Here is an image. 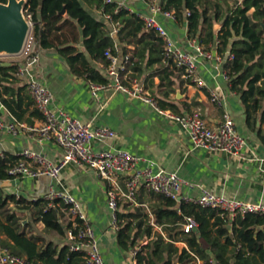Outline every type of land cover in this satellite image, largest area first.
Wrapping results in <instances>:
<instances>
[{"label": "crops", "instance_id": "1", "mask_svg": "<svg viewBox=\"0 0 264 264\" xmlns=\"http://www.w3.org/2000/svg\"><path fill=\"white\" fill-rule=\"evenodd\" d=\"M114 1L126 3L135 13L148 11L144 0ZM85 6L97 17L101 19L104 17L101 8L86 4ZM159 18L172 37L186 50H191L188 44L186 22L179 23L163 15H159ZM106 23L108 24L107 32L116 39L117 51L124 54L123 45L117 41L118 32H114V23L111 21ZM220 27L221 24H215L216 30ZM77 47L83 49L82 44ZM127 49V53L132 56L136 46L128 45ZM40 51V58L34 64L25 63L23 60L18 62L20 58L0 61V65L3 62H9V64L15 62L18 65L21 63L26 69L23 77L17 76L15 72L16 77L10 79L9 86L16 91L27 83L30 76H34L52 91L55 106L63 108L84 123H91L93 126H108L116 132L113 138L104 141L93 140L91 144L93 150L125 149L135 155L154 160L155 171H176L185 181L179 191L177 198L179 202H190L191 199L197 198L203 189H207L229 198L264 204V161L258 160L260 157L264 158V141L261 138V135L264 136V122H261L259 116L255 128L247 125L245 107L240 94L232 89L231 82H228L225 77L226 61L220 63L218 67L215 60L203 58L199 62L198 74L207 84L204 89L189 84L172 66L169 70H173L174 74L172 77L174 84L171 86L173 91L167 85L161 86V75H164L162 70L169 64L163 59L148 65L147 54L144 60H141L139 56H134V61L140 62L138 70L134 71V76L158 99V102L165 105L162 108L166 110L169 109L176 113L199 111L213 124L219 123L223 113L227 111L234 118L238 131L247 138V145L241 150L240 156L228 155L204 147H194L188 134L166 113H160L142 100L130 97L113 87L99 89L94 95L90 81L84 75L74 73L66 58L55 48H40ZM90 61L93 67L106 75L102 67L104 63ZM2 77L3 72L0 71V84ZM106 77L109 81V76L106 75ZM163 82L167 84V80ZM211 89L218 93L221 105L210 100ZM178 90H180L179 94ZM166 92H168L167 96ZM20 96L23 97L24 109V118L21 122L32 126L40 125L42 117L30 98L29 92L23 90ZM163 99L167 100L168 104L163 103ZM0 116L7 121L16 118L6 106ZM25 149L41 152L53 162H58L63 153L55 140H39L25 131L17 135L5 133L0 136V153L6 152L20 157ZM60 182V184L54 183L49 176L45 175L12 177L0 180V191L4 194H15L33 200L46 197L53 186L56 189L63 186L80 201L88 221L94 228L100 252L106 263L137 264V259L131 252L132 248L125 249L119 245V229H115L111 224L107 196L111 187L110 182L101 178L94 170L75 163L65 166L61 172ZM117 185L121 189L125 188L123 176L118 179ZM159 203L154 193L144 190L140 192L136 203L126 200L121 202V226L125 220L132 219L129 214L146 213L149 216L148 221L153 226V235L146 236L141 244L149 246L150 253L156 233L165 234L162 227L156 224L152 213ZM11 206L14 205L11 204ZM17 214L23 218L24 223L32 219L28 211L17 210ZM68 216L67 213L66 220ZM140 219L141 217H137L132 220L135 223ZM29 230V235L40 236L41 240L43 238L46 241L55 240L59 243L67 240L55 231L46 230L42 222L33 223ZM41 240L38 243H41ZM224 240L225 238H221L222 242ZM176 244L181 245L179 259L184 248L190 252L186 242L180 241ZM159 263L162 264V262L156 264ZM195 264H202V261L198 259Z\"/></svg>", "mask_w": 264, "mask_h": 264}, {"label": "trees", "instance_id": "2", "mask_svg": "<svg viewBox=\"0 0 264 264\" xmlns=\"http://www.w3.org/2000/svg\"><path fill=\"white\" fill-rule=\"evenodd\" d=\"M85 4L112 15L111 22L119 25L117 41L123 45V52H128V45L136 46L133 60L135 55L144 60L145 54L148 55V65L164 59L161 38L153 30L144 28L137 13L126 8L115 13L116 2L26 0L24 10L33 22V34L38 45L55 48L66 58L74 73L84 75L90 82L107 83L106 75L93 67L90 60L108 64L106 50L111 48L114 53L118 52L116 39L107 32L106 22L109 21L105 17H97ZM162 4L165 10L175 12L177 22H186L189 39H197L206 48L219 42L220 52L229 50L235 55L224 66L231 75L232 89L240 94L247 125L255 128L259 116L264 122V0H233L232 5L228 0H162ZM218 23L221 27L216 30L215 24ZM79 44L83 45L82 50L77 47ZM139 64L134 61L132 70H138ZM17 65L15 62L0 65L3 72L0 100L21 121L24 109L20 93L28 91L27 84L16 91L9 86L10 79L16 77ZM170 66L162 70L164 75H161L160 85L171 88L174 74L169 70ZM163 103L168 104V101L163 99ZM159 104L165 107L161 102ZM261 138L264 141L263 135ZM19 159V156L0 153V180L12 178L8 168ZM154 195L160 203L152 213L165 234L156 233L151 253L149 246H141L146 236L153 235V226L146 213L129 214L134 220L137 217L141 219L135 223L130 218L125 220L118 231L121 247L141 246L136 256L137 264H174V256L178 252L176 243L180 241L186 242L190 250L183 249L180 264H195L198 259L202 264H210L211 259L215 264H264V215L246 213L231 220L227 214L223 215L214 208L179 202L162 194ZM50 203L45 197L29 200L0 191V245L14 254L26 256L35 264H84V253L71 250L68 240L59 243L29 235L30 226L42 222L46 230L55 231L67 239V229L72 227V221L69 216L66 220L67 212L58 206L57 201L53 205ZM17 210L28 211L32 219L24 223ZM187 217H193L198 224L188 233L183 228ZM221 238H225L224 242ZM40 240L42 242L38 243Z\"/></svg>", "mask_w": 264, "mask_h": 264}, {"label": "built area", "instance_id": "3", "mask_svg": "<svg viewBox=\"0 0 264 264\" xmlns=\"http://www.w3.org/2000/svg\"><path fill=\"white\" fill-rule=\"evenodd\" d=\"M104 1L106 3L115 2L114 0ZM144 2L148 11L137 13L143 21L144 28L153 30L161 38L164 59L189 84L200 89L207 87L205 80L198 74L199 62L203 58L215 60L217 67L220 63L235 58V55L229 50L220 52L218 50L219 42L206 48L195 38L188 39L191 50H186L172 37L159 18V15H163L165 18L176 20L175 12L165 10L162 0H144ZM116 3L115 13H118L121 8L134 12L126 3ZM187 14H189V10H187ZM103 15L108 21H113L110 13L103 12ZM27 16L30 20L31 30L21 52L15 55L2 54L0 61L20 58L18 62L23 60L25 63L34 64L39 60L41 47L34 38L33 22L30 15ZM118 31L119 25L114 23V32ZM105 55L109 59V63L102 64V67L106 75L109 76V81L104 84L90 82L94 95L99 89L113 87L130 97L142 100L160 113H166L188 134L194 147H204L228 155L240 156L241 150L247 145V138L238 131L234 118L227 111L223 113L219 123L213 124L199 111L176 113L169 109L166 110L160 106L158 99L134 76L132 70L134 60L130 53L120 54L119 51L114 53L111 48H108ZM25 70V67L20 63L17 66L16 75L23 77ZM225 77L228 82H231L229 71L225 72ZM26 84L29 94L34 100V105L41 114L42 123L38 126H32L16 118L7 121L0 116V136L5 133L17 135L21 131H25L31 136H36L39 140H55L62 148L63 153L58 162H53L41 152L25 149L21 152L20 159L8 168V173L12 177L45 175L49 176L54 183L60 184L61 172L69 163L94 170L101 178L108 180L111 184L107 196L111 224L115 229L121 227V202L126 200L136 203L142 190L148 193L162 194L173 199L178 198L181 186L185 181L176 171H155L156 163L154 160L135 155L125 149L93 150L91 148L93 140L104 141L113 138L116 132L108 126H93L91 123H84L63 108L55 106L52 91L38 78L30 76ZM210 100L221 105L219 95L214 89L210 91ZM4 107L5 105L0 100V113ZM258 160L264 161V158L260 157ZM141 163L144 164L141 165ZM122 176L125 182L124 189L117 185L118 179ZM45 198L50 200V205L57 201L58 206H61L62 210L68 213L72 227L67 229V240L71 250L84 253V264H107L100 252L99 241L94 228L88 221L80 201L63 186L60 189L53 186ZM190 202L202 207L214 208L223 215L227 214L231 220L246 213L264 215L263 203L229 198L207 189H203L201 194L197 198L191 199ZM197 225L193 217H187L183 228L188 233ZM141 246L143 245L141 244ZM141 246L131 249L135 258ZM0 264L35 263L26 256L14 254L9 248L0 245ZM210 264H215L214 260L211 259Z\"/></svg>", "mask_w": 264, "mask_h": 264}, {"label": "water", "instance_id": "4", "mask_svg": "<svg viewBox=\"0 0 264 264\" xmlns=\"http://www.w3.org/2000/svg\"><path fill=\"white\" fill-rule=\"evenodd\" d=\"M26 0L0 1V55L19 54L24 46L31 25L24 15ZM64 12V10H63ZM3 62L1 65H8ZM180 90H178L179 94Z\"/></svg>", "mask_w": 264, "mask_h": 264}, {"label": "rangeland", "instance_id": "5", "mask_svg": "<svg viewBox=\"0 0 264 264\" xmlns=\"http://www.w3.org/2000/svg\"><path fill=\"white\" fill-rule=\"evenodd\" d=\"M232 3H233V0H228V4H229V5H232ZM251 11H252V10H251ZM251 11H250V12H251ZM24 15H25L26 19H27L28 21H30L29 18H28V16H27V14H26V11H25V10H24ZM145 244H146V243H145ZM176 246H178L179 252L175 254L173 262H174L175 264H179V263H178V259H179V255H180V249H181L180 246H181V245H180V244H176ZM159 264H161V263H159Z\"/></svg>", "mask_w": 264, "mask_h": 264}, {"label": "bare ground", "instance_id": "6", "mask_svg": "<svg viewBox=\"0 0 264 264\" xmlns=\"http://www.w3.org/2000/svg\"><path fill=\"white\" fill-rule=\"evenodd\" d=\"M28 21V20H27ZM29 22V21H28Z\"/></svg>", "mask_w": 264, "mask_h": 264}]
</instances>
